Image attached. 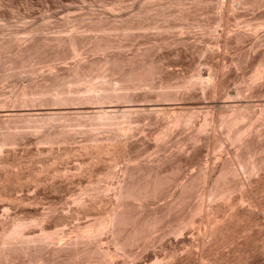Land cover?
<instances>
[{
	"label": "rangeland",
	"instance_id": "obj_1",
	"mask_svg": "<svg viewBox=\"0 0 264 264\" xmlns=\"http://www.w3.org/2000/svg\"><path fill=\"white\" fill-rule=\"evenodd\" d=\"M148 1L0 0V102L3 104V107H0V111L8 109L17 112L21 108L37 110L39 108L41 110L45 109L46 112L56 111L61 113L66 106H49V104L45 106L39 104L27 106L26 104L25 106L27 107H24L18 103V94L26 86L28 88L36 82L41 85H53L56 83L61 84L60 81H63L62 84L65 88L67 86V88L73 89V83H70L75 78H73L70 69L75 65H82L81 67L84 66L85 68L90 67L91 69H88L92 72L89 77H91L92 82H110L117 86V84H120L117 83L118 81L120 82L119 75L121 72L119 70L125 67L122 66L124 64L121 61L131 59H137V61L145 62V64L150 63L153 65L151 68L159 73H154V76L152 75L153 77L149 78L147 82L149 85L144 86L145 88L130 91L132 97H134L129 106L148 105L152 107L159 106V108H167L169 106L171 108L174 105L183 107L186 105L185 108H187L189 105L188 111L194 112L198 121L202 119L207 111H210L208 113L209 116H212L215 120L217 119L215 118L217 115L226 114L227 110L221 106H224L225 102L229 100L234 101L232 98H236L235 93H239L238 97L240 100L244 99L242 101L248 104L255 105L259 104L258 102H264V82H255V84H250L249 82L253 69L264 57V0H232L230 2L229 0H224V3L222 2L223 0H201L204 4L205 2L211 3L212 6L210 4L204 5L203 3L201 5L196 4L200 0H182L183 7H179V9L178 6H174L173 0H160V4L154 0L152 3L150 0V4L146 3ZM180 8L182 9L180 10ZM118 9L120 11L126 9L127 11L120 12ZM148 9L150 11L147 12L148 14L145 11L143 12V10ZM141 13H145L146 15ZM126 27H129L131 30ZM106 34L110 36L108 37L110 40H115L117 43L120 42L119 44L124 46V48L122 47L123 51L119 50V53L118 51H114L115 53L113 51L110 53L106 52V54L98 52L96 54V52H93L95 42L101 38H105V36L107 38ZM235 36L238 38H234ZM69 37H73L79 43L76 42V50H78L76 55H72L73 51L68 46L67 40ZM165 40L169 41V45L163 43ZM179 40H183L184 42H180ZM225 40L226 44L229 41L227 47H224ZM136 56L139 57L136 58ZM105 58H116L117 60L113 59L117 63H114L113 67L115 68L113 70H119H114L112 75L110 72V74L103 72L102 60ZM126 68L124 69L126 70ZM199 74H202L203 80L201 79V82L197 79ZM88 80L89 78H87ZM197 80L200 82L199 85ZM207 80H210V82H207ZM211 82L213 85L216 83L217 90L219 93H222L221 95L213 96L208 93L209 89L202 94L201 87L210 88ZM188 84H196V86L188 88L186 87ZM252 85H254V89H249ZM180 87L183 88L180 89ZM165 91L171 93L169 94ZM226 93H230L229 96L232 98L226 99L224 96ZM159 94H164L167 99L165 97L163 98L166 100H163L161 97L157 98ZM78 105L71 106L75 108L82 106ZM103 106L108 105L104 104ZM256 110L257 108H251L250 113L251 111L256 112ZM151 112H133L126 116V118L118 116L116 120H109L113 123L102 121L104 123H100L99 125L98 123H93L91 124L92 126L86 123L87 125L84 128L78 126V124L82 123V118H76L72 114V116L68 115L69 118L68 116L62 117L59 115L60 118L57 116L55 124L61 123L62 129L67 131V143L57 144L55 145L56 147L53 146L51 152L43 153L38 151L35 145V129L30 125L19 122L13 125V127L17 126V129L13 130L14 128H11L10 131H16L15 133L19 134L21 139L17 141L16 145L4 147L3 154H0V162L5 164L4 167L0 168V233L2 228H9L16 221L21 220L27 224L24 228L25 231L23 230L24 237L27 236L26 239L35 240L32 242L34 246L31 243L29 244V246H32L31 250L34 252L35 248L38 249L39 247L41 251L38 249L39 253L34 256L38 251L36 249V253L34 252L35 254H33L34 258L29 257L27 254L25 255V253H13L8 257V262L6 261L4 264H46L48 262H50L48 264H156L154 263L156 258L161 259H157L159 260L157 264H236L246 253H261L262 249H264V225L259 211L255 212L257 216L253 215L255 216L253 217L254 223L258 226H254L248 240L245 239L244 235L232 234V227H236L234 220L231 223L232 225H226L221 235L217 237L232 238L236 235L232 242H228L229 244L226 243L224 245L220 241L218 244H215L214 240L210 242L211 239L209 241L205 239L207 245L205 243L202 245L200 241L196 240L198 239L196 234L190 235L189 233L191 230L197 233L198 229L204 228L202 219L204 220L205 213L201 212V215H199L200 213L196 214L195 220L192 218L194 215L191 214L194 207L199 203L200 199H198V196L201 197L203 191L201 190L203 187L202 182H199L201 183V187H199V183L197 185L198 179L206 171L208 173L213 170L215 175L220 163L227 156L237 152L239 145L228 142L226 135H223L225 134L224 129L219 131L218 128L213 129L209 127L207 135L202 134L199 136L202 139L201 142H198L195 146H190L188 143L189 138L194 137V135L196 136L197 133V127H194L197 126L196 121L193 128L185 129V127H180L175 128L176 130L179 129L177 132L176 130H172V133L168 131L166 138L164 137L166 140L163 141V139L157 143L159 146V144L162 145L161 142H164L163 147H156L158 130L162 124L171 119L172 113L170 111ZM113 120H115V123ZM109 123L110 125H107ZM256 125L258 127L254 126L257 128L261 127L259 126L260 123L258 125L256 122ZM126 127H130L129 129L132 127L134 130L131 129L132 131L127 133ZM122 129L125 130L126 137L129 138H126V142L128 143L125 142V145L121 144V147V145L119 146L111 141L109 137L111 136L110 138H112L113 134L121 132ZM81 130H86L87 132H81ZM89 130H92L91 134ZM3 132L5 130L0 129L1 136ZM220 132H222L224 138H222ZM260 134L261 142L264 143L263 127L260 128ZM96 143L103 144L104 147L109 145L103 154L105 158L102 157L101 159H104L103 161H99L96 158L93 159V151L86 149L96 145ZM207 145L208 147H206ZM220 145L223 146L222 149H213V147ZM179 146L181 148H178ZM80 156H83L82 158L84 156L85 158L91 156L92 160L88 159L89 161L87 160L86 163L85 161L80 163L79 161L83 160H80ZM148 164H161L163 172L166 171L164 175L166 178L168 177V180H171L166 186L169 189L163 187L165 191L162 189L163 191L162 193L160 191L157 199L149 200L150 202H146V205L139 208V202H135L136 204L134 203L133 208L132 205L130 207V215L133 217L140 211L147 213L162 210L173 199L172 196L179 191V187L186 180L188 181L191 177L199 176L198 179L196 178L198 181L194 179L196 181L193 184L195 188H192L189 192V196L191 197L192 194L193 196L191 199L188 197L184 203V208H178L177 210L179 211L171 213V217L169 216V218L163 220L164 222H160L161 226L159 224L157 230L150 231L149 234L147 233L148 235L146 234L137 242L138 244L131 245L125 251L117 250V240L110 228L100 231L95 239L85 238V230L88 231L87 225H90L97 217L116 206L115 187L117 181L122 177L123 169L126 166L132 168L131 166H147ZM108 170H112L114 174L113 179L107 178L106 172ZM263 176L264 174H261V178ZM253 186V188H258L263 185L260 183L257 184V187L255 184ZM240 194V190H237L232 195H235L233 196L234 198H238ZM255 195V198L260 203H264V190H258ZM78 200H81L79 202L83 203V205H80L79 202L77 203ZM216 201L219 202L216 199L215 203L212 202V204L214 203L212 206L210 204L214 209L220 204L219 202V204L215 205ZM219 210L217 208L214 210L215 213L217 212L215 215H218L219 218L222 215L228 214L225 210ZM190 217L194 221L193 226L197 225V227L195 226L193 229L191 228L192 226L188 227L191 228L188 229L190 231L181 230V236L179 232L175 236H173L174 234H169L171 227L173 228L183 222H187L188 219H191ZM170 218H173V221ZM245 219L247 220L246 216L243 218L241 226L246 224ZM185 228L187 229V227ZM78 229L83 233H78ZM125 229L127 231V228ZM56 231L59 232L58 236H56ZM44 232L47 235H51L53 232L51 236H55V238H51L50 240L46 238L45 240L46 233L44 234ZM160 232L161 234L159 235ZM257 232H259V235H257ZM32 234L37 236L36 239L38 241H36ZM62 234L63 236H61ZM254 234L255 236H253ZM40 235L42 237L45 235L44 239ZM189 235L190 237L196 236L195 239L193 237L189 238L192 243L190 241H183ZM176 237L180 238L176 240ZM59 239L62 242L72 241V243L69 241L72 244H70L69 250L60 251L62 254L60 252L55 253L54 251L59 248L57 246ZM39 240L45 241L40 243ZM18 243L19 241H16V244L13 241L11 246H19L20 244ZM74 243H76L75 246ZM198 244L201 245V248ZM54 247L56 248L54 249ZM70 249L71 252H68ZM92 249L101 250L102 254L105 253L104 257L107 256L105 257L107 262L104 258L102 261L101 259L96 261V258L93 256H88L86 254L87 251ZM72 250L74 251L72 252ZM40 252L42 253L40 254ZM74 252L78 253L75 256L76 261L74 260L75 258L71 257ZM35 257L37 258L35 259ZM254 264H264V256L259 257Z\"/></svg>",
	"mask_w": 264,
	"mask_h": 264
},
{
	"label": "bare ground",
	"instance_id": "obj_2",
	"mask_svg": "<svg viewBox=\"0 0 264 264\" xmlns=\"http://www.w3.org/2000/svg\"><path fill=\"white\" fill-rule=\"evenodd\" d=\"M136 1L137 0H135V2ZM144 1H146V0H144ZM149 1L146 2V3L150 4V2L152 3L153 0H151L150 2ZM154 1L155 2L157 1L158 3L160 2V0H154ZM162 1H161V3H162ZM203 1H201V0L197 1L198 3H196V4H200L201 5L203 3ZM230 1H232V0H229V2ZM222 2L224 3V0ZM172 3L174 4V6H178V9H179V7H183L182 0H173ZM194 3H195V1H194ZM223 3H222V5H223ZM130 4L132 5V3H130ZM144 4H145V2H144ZM153 4H156V3H153ZM173 4H172V6H173ZM205 4L206 5L210 4L212 6V4L208 3V2H205ZM219 4H217V5H219ZM222 5H220V6H222ZM238 5H239V3H238ZM219 8L221 9V7H219ZM181 9L182 8H180V10ZM232 9H234V8H232ZM125 10L126 9H124V11ZM121 11H123V10H121ZM129 11H130V9H129ZM144 11H145V13L150 12L149 9L148 10H143V12ZM160 11H161V9H160ZM216 11H217V9H216ZM145 13L144 14L141 13V14L146 15ZM185 16H186V14H185ZM183 18H184V16H183ZM127 29L131 30L129 27ZM129 30H128V32H129ZM125 31H127V30H125ZM108 37H110V36L107 35V38H106V36H105V38H101L100 37L101 38L100 40L96 39L98 41L95 42L96 44H94L95 46H94L92 51L96 52V54H97V52L100 53V54L101 53L102 54L103 53L106 54V52L110 53L112 51L113 52L114 51H118V53H119L120 52L119 50L123 51L122 49L124 48V46H121V44H119L120 42L117 43L115 40H112V39L110 40ZM236 37L237 36H235L234 38H236ZM182 41H180V42H182ZM232 41H233V39H232ZM60 42H62V41H60ZM76 42L78 43V41L73 39V37H71V38L69 37L68 40H67L68 46L71 47L70 49H72V51H73L72 55L73 54L76 55V53L78 51V50H76V46H77ZM168 42L165 40V42H163V43L169 45ZM228 42H227V44H228ZM170 43H172V42H170ZM173 43H174V41H173ZM227 44H226V40H225L224 47H227ZM212 45H214V44H212ZM155 46H153V47H155ZM200 51H201V49H200ZM118 56H119V54H118ZM121 57H122V55H121ZM137 57H139V56H136V58ZM113 59L114 58H105V59L102 60L103 61V67H102L103 68L102 69L103 72H106V73L110 72L111 75H112V73H114L113 71L116 70V69L113 70V68H115L113 66L115 64H117V63H115V61H114L116 58L114 60ZM24 63L26 64V62H24ZM121 63L124 64L122 66H125L128 69L126 68V70H125L124 69L125 67H124L123 68L124 70L123 69L119 70L118 69L119 67L117 68L121 72V73L119 72L120 73V75H119L120 76V82L116 81L117 83H120L119 85L117 84V86L112 84V83H110V82H103V81L99 82V83L92 82L91 79H90L91 77H89L91 75V72H92L91 70L88 69L90 67L85 68L84 66L81 67L82 65H77L76 66L74 64L75 66L73 68L71 67L72 69H70V72L72 73L73 78H75L74 81L70 83V84L73 83V86H74V88L72 86L73 89L67 88V86H66L67 83L65 84V86H66V88H65L63 86V84H62L63 81H60L61 84L60 83H56V82H55L56 84H53L51 80L50 81H51V83L53 85L45 84L46 85L45 86L44 84L41 85L39 83L37 84V82H36V83H33L32 85H30L28 88L26 86L25 89H22L19 92L18 99H17L18 103H20V105L22 104L24 107H27L28 105L31 106V104H39V105H43V106L48 105V104H49V106L50 105L51 106L52 105L53 106L54 105H60L62 107L66 106V108H63L65 110V112L62 113V111H64V110H62L61 113L56 112V111H54V112L53 111L52 112L51 111L46 112L45 109L44 110H41L39 108H38V110L37 109H23L21 107H20L21 110H19V111L17 110V112H14V110L10 111L8 109L0 111V129H3V131L5 130V132H3V134H2V136L0 135L1 136L0 137V154L3 152L4 147L16 145L17 141L19 139H21V136L19 134L15 133L16 131L15 132H11L12 130L10 131L11 128L12 129L14 128L13 130L17 129L16 128L17 126L13 127V125L18 123V122L30 125L33 129H35V135H36V142H35L36 144L35 145L37 146V150L42 152V153L43 152H51L52 149H53V146H55L57 144H65V143H67V140H68L67 131L62 129L61 123L60 124H55V119H57L58 118L57 116H59V115H61L62 117L63 116L67 117L68 115L70 116L72 114V115L76 116V118H82L83 119L82 123L78 124V126L84 128V126H86L88 123L90 124V126H92L91 124H93V123H98V125H99L100 123H104L105 121L106 122L107 121L111 122L109 120H112V119L116 120L118 118V116L126 118V116H128L129 114H131L133 112H140V111L141 112L142 111L165 112V111H170L172 113L171 114L172 115L171 119L167 120V122H165V123L163 122L164 124H162L160 126V128L158 130V135H156V136H158V139H159V140L156 139L157 140V142L155 141L156 145H157L158 141L160 142L163 139H164L163 141L166 140L165 138L167 136V132L168 131H171V133H172L173 132L172 130H176L175 128H180V127H185V129L186 128L187 129L193 128V125L197 121L196 120V114L194 112L188 111V106L189 105L187 106V108H185L186 105H185V107L178 106V105H174V106L171 105L172 106L171 108L169 106L167 108H159V106H156V107L153 106L152 107V106H148V105L147 106L146 105L145 106H142V105H140V106L139 105L138 106H134V105L133 106L132 105L129 106V103H132V100H133V97H134V96L132 97V95H131V92H132L131 90L135 91L137 89L143 88L144 86H148L149 84L147 82H148L149 78H151L152 75L154 76V73L157 74L159 72H157L156 70H153L151 68V66H153V65H151L150 63L145 64V62L144 63L142 61L139 62V61H137V59H135V60L131 59V60H127V61L122 60ZM86 66H87V64H86ZM118 70H116V71H118ZM203 74H205V73H203ZM87 78H89L88 81H87ZM197 79L201 82L202 74H199ZM198 80H197V82H198V85H199L200 82ZM208 81L210 82V80H207V82ZM53 82H54V77H53ZM188 82H190V81H188ZM249 82H250V84H255V82H257V83H259V82L263 83L264 82V57L261 59L260 63L253 69L252 75L250 77V81ZM196 84H188L186 87L193 88V87L196 86ZM68 86H71V85H68ZM252 86L251 87L248 86L249 89H252V88L254 89V85H252ZM183 87H185V86H183ZM209 87L210 88L201 87L202 94H204L205 91H207L208 89H209L208 93L213 95V96L218 95V94H220V95L222 94L221 92L220 93L218 92L216 83L214 85H213V83L210 84ZM218 87H219V85H218ZM182 88L180 87V89H182ZM257 90H258V88H257ZM178 92H179V90H178ZM190 92H189V94H190ZM252 92H254V91H252ZM166 93H169V92H166ZM176 93H177V91H176ZM164 94L157 95V98L161 97L163 100H166L167 98H166V96ZM183 94H185V93H183ZM229 95H230V93L229 94L226 93L224 96L226 97V99L232 98ZM235 95H236V98H232V100H234V101H231V100H229L227 102L221 101V102H225L224 106H221V107L225 108L227 110V112L224 115L223 114L217 115V117H215V118H217L216 120L213 119L212 116H209L208 113H210V111L209 112L208 111L205 112V114L202 117V119L197 121V123H196L197 126H194V127H197L196 128V132H197L196 136L194 135V137H190L189 140H188V143H189L190 146L191 145L195 146L198 142H201V140H202V139H200L201 137L199 138V136H201L202 134H206L208 132L207 130L209 129V127H211L213 129L218 128L219 131L221 129H224L225 130V134H223V135L224 136L226 135V139L228 140V142H232L230 144L237 143V145H239V148H238L237 152L227 156L223 161L220 159V161H222V162L220 163L218 171H217V173L215 175L213 173V170H211V171L208 170L209 172L206 173L207 172L206 171L205 172L206 174L204 173L201 176L200 179H198L199 176H196L194 178L190 176L191 178H189L188 181L186 180L185 183H183L182 185L180 184L181 186L179 187L180 188L179 191L177 193H175L174 196H172L173 199L171 201H169V203L167 205L165 204L166 206L164 208H162V210H160V211H158V210L157 211H151V212H147V213H143V211L142 212L138 211L139 213L135 214L132 217L130 215V209H131L130 207H131V205H132V208H133L134 203L135 202H139L140 203V204L138 203V205H139L138 208H139L140 206L146 205V202H148L149 200L157 199V196H159L160 191L162 193V191L164 190L163 187L168 188L166 186L170 183L171 180H168V177L166 178V176L164 175V173L166 171L163 172L164 170L162 169L163 167L161 166L162 163L160 165H157V164L156 165H151V164L149 165L148 164L147 166L146 165L145 166H143V165L142 166L141 165L140 166L139 165L136 166L135 165V167L131 166L132 168L126 166L123 169L121 179L118 180V181L115 179L117 181L116 187H115L116 193L114 192L115 193L114 196H116L115 199L117 200V204H115L116 206H114V208L112 210H110L108 212L106 211L104 214H102L101 216L97 217V219L93 223H91V224L89 223L90 225H87L88 231L85 230L86 231L85 232L86 236L84 235V237L87 238V239H89V238L95 239L100 231H105L106 228H110L112 230L113 234L115 235L116 240H117V244H116L117 247H118L117 250L125 251L128 247H130L131 245H133V244L137 243L138 241H140L147 233L149 234L150 231L153 232L154 230H157L158 229L157 226L160 224V222L163 221L166 218H169L171 213H173L175 211H179L177 209L178 208H182L184 206V203L186 202L188 197L190 199L192 198L193 194L190 197L189 196V192L192 190V188H195L193 184H194V182L196 183V181H198V180L199 181L197 182V185L201 181L202 182V186H203L201 190H203V191H202V193L200 192L201 193V197L198 196L199 197L198 199H200L199 200L200 204L198 203L199 205L197 204V206L194 207V209L192 210L191 214L194 215V217H195L196 214H198V213H200L199 215H201V212L205 213L204 220L202 219V223L204 225V228L201 229V230L196 228V229H198L197 233H194L193 230H191V231L188 230V229H191V228L193 229V227H195V226L197 227V225L193 226L194 221L192 220V218L195 220L197 216L194 218V217H192L190 215L192 218L190 217L191 219L190 220L188 219L189 221L187 220V222H183V220H182L183 223H181L180 225L174 226L173 228L171 227L170 231L167 229L169 231V234L171 233V234H174L173 236H175L176 233L182 232L181 230H183V231L184 230H188V231H190L189 232L190 235L191 234L192 235H195V234L197 235L198 239H196V240L200 241V243L202 245L204 243L207 245V243L205 242V239H208V241L211 239L210 242H212V240H214L215 244H218L219 241H220L222 244L225 245L228 242H232V240L234 239V237L236 235H244L245 239H247V240L249 239L252 229L254 228V226H256V224L254 223L255 222L254 218H253V217H255L253 215H256L255 212L259 211V215H262L261 218L263 219L262 223L264 225V203H260L255 198V196H256L255 194L258 192V190H264V178H263L264 176L262 177L263 179L261 178V174H264V143L261 142V134H260V128L263 127V129H264V122H263L264 121V102H258L259 104L252 105V104H248L245 101H242L244 99L240 100V98L238 97L239 93H235ZM261 95H262V93H261ZM163 97H165L166 99H164ZM159 100H161V99H159ZM26 104H27V106H25ZM75 104H79V105H82V106H80L79 108L72 107L73 105L75 106ZM104 104H107L108 106H103ZM0 107H3V104L1 102H0ZM193 107H195V106H193ZM251 108H257L256 112L255 111H251V113H250V109ZM157 114H159V113H157ZM69 116H68V118H69ZM197 117H198V114H197ZM59 118H60V116H59ZM75 120H79V119H75ZM115 120H113L114 123H115ZM102 121H104V122H102ZM256 122L258 123V125L260 123L259 126H261V127L257 128L258 126L256 125ZM111 123H113V122H111ZM128 124H131V123H128ZM244 124H246V125H244ZM107 125H110V123L107 124ZM254 125L257 126V127H255ZM129 128L126 127V129L128 130V131L126 130L127 133L129 131H132L131 129H133L132 127H131V129H129ZM124 129H122L121 132L119 131L116 134H113L112 138H110L111 137L110 136L109 139H111V141H113L115 144H117L119 146L121 144L125 145L126 138H129V137H126L127 134H126ZM177 130H179V129H177ZM177 130H176V132H177ZM180 130H182V129H180ZM91 131H90V134H91ZM81 132H87V131L86 130L85 131L81 130ZM220 135L222 136V132H220ZM88 137H90V136H88ZM222 138H224V137L222 136ZM226 139H224V140H226ZM208 140H206V141H208ZM206 141H204V142H206ZM94 142H95V140H94ZM126 143H128V142H126ZM161 143H162V145H164L163 144L164 142H161ZM208 143L210 144L209 141H208ZM117 145H115V146H117ZM122 145H121V147H122ZM160 145L161 144H159V146L157 145L156 147H163L162 145L161 146ZM108 146H106V147H108ZM55 147H54V149H55ZM106 147H104L103 144L96 143V145H94V146H92L90 148H86V149L92 150L93 151V155H94V156H92L93 159L96 158V159H98L100 161L102 159V157L105 158L103 156V154L106 151ZM206 147H208V145ZM222 147H223L222 145L217 146V147L215 146V147H213V149L214 150H215V148L222 149ZM114 148H116V147H114ZM178 148H181V146H179ZM192 148H195V147H192ZM120 150H121V148H120ZM80 157H81L80 160L83 159V160L79 161V158H78V161L80 163L84 162V161L86 163L88 159H91V156L90 157L87 156V158H85V156H84V158H82L83 156H80ZM115 159L117 160L116 156H115ZM115 159H113V160L116 161ZM172 159H174V158H172ZM103 160H101V161H103ZM2 166L4 167L5 164L3 162H0V168ZM9 173H11V172H9ZM115 174H116V172H115ZM106 176L109 179H113L114 174H113L112 170L111 171L108 170L106 172ZM196 178L198 180H196ZM194 179L196 181H194ZM171 183H173V182H171ZM260 183L263 185L262 187L259 186L260 188L259 187L258 188H253L254 187L253 184H255L256 187H257V184H260ZM200 184L201 183H199V185ZM199 187H201V185ZM237 190L238 191L240 190L241 194L239 195L238 198H234L233 196H235V195H232V194H233V192H235ZM167 193H168V190H167ZM216 199H218L219 202H220V204H219V202L216 201L215 205L219 204L216 207L217 210L220 209V210H223V211L225 210V212H228V214L222 215L221 218H219L218 215H215L217 213V212L216 213L214 212V210L216 208L214 209L213 207H211L215 203ZM81 200H78L77 203L79 201L81 202ZM80 202H79V204L83 205V203H80ZM212 202H214V203L212 204ZM210 204H211V206H210ZM141 208H143V207H141ZM82 210H84V209H82ZM143 210H145V209H143ZM222 213H224V212H222ZM175 216H176V214H175ZM202 216H203V214H202ZM245 216L247 217V220L245 219L246 220V222H245L246 224L244 226H241L240 224L243 221V218ZM170 219H171V221H173L172 220L173 218H170ZM233 220L235 221L236 227H232L231 226L232 230H233L232 234L235 233L236 235L235 236L232 235L233 236L232 238H227V237L217 238L219 235H221V232L223 231V229H225V226L231 224ZM202 223H201V225H202ZM26 225H27L26 223H24V222H22L20 220V221H16L11 227L8 226L9 228H2L1 229V233H0V264H4V262H6L8 260V257H10L13 253H15V254L16 253H21V254L25 253V255L27 254V255H29V257L34 258L33 254H35L38 249L40 250L39 247H38V249L35 248V251H34L35 253L31 250L32 246L31 245L29 246V244L31 243L33 245L34 243H32V242L35 241V240L34 239L32 240L30 238H29L30 240L26 239L27 238L26 235H25L26 237H24L23 232L25 231L24 228L26 227ZM160 226H161V224H160ZM169 226H172V225H169ZM185 227H187V229ZM188 227H191V228H188ZM125 228H127V231H126ZM80 231L78 229V233ZM259 232H257V235H259L258 234ZM45 233L46 232H44V234ZM52 233H51V235H52ZM56 233H57L56 236H58L59 232L56 231ZM82 233L83 232H80V234H82ZM48 234H50V233H48ZM160 234H161V232L159 233V235ZM51 235H47V233H46V237H45V235L43 237H45V240H46V238H48L47 240H50L51 238H55V236H51ZM76 235L78 236V234H76ZM177 235L179 236V234H177ZM190 235L188 237L187 236L185 237V239L187 238L186 240H183L184 238L182 237L183 238L182 240L183 241H190L191 237H193V236L190 237ZM61 236H63V234ZM180 236H181V233H180ZM253 236H255V234ZM30 237H31V235H30ZM34 237L36 239L37 236H34ZM41 237H39V238H41ZM81 237L83 238V236H81ZM157 237H159V236H157ZM31 238H33V237H31ZM177 238H180V237H176L175 239L177 240ZM193 238L195 239L196 236L193 237ZM68 239H70V238H68ZM153 239H154V237H153ZM45 240H39V242L41 243L42 241H45ZM75 240H76V238H75ZM13 241H15V244H16V241L17 242L19 241L18 244H20L21 246L20 245L19 246L16 245L14 247H13V245L11 246V244H13ZM36 241H38V240L36 239ZM69 241L72 243L71 240H69ZM69 241L62 242V240L60 241V239H59V242L57 241V243H58L57 246L59 248L54 250L55 253L60 252V251L62 252V250H66V249L69 250V248H70L69 246L71 244ZM79 241H81V240H79ZM53 242H55V241H53ZM214 243H213V245H214ZM235 243H236V241H235ZM75 244L76 243H74V246H75ZM98 244H100V243H98ZM150 244L152 245V243H150ZM198 245H200V244H198ZM93 246H95V245H93ZM56 247H54V249ZM149 247H150V245H149ZM200 248H201V245H200ZM73 249H75V248H73ZM39 250L37 251V253L34 256H36L39 253ZM195 250H196V248H195ZM73 251L74 250H72V252ZM68 252H71V249ZM41 253L42 252H40V254ZM53 254H54V252H53ZM77 254L78 253L74 252L72 254L73 256H71V257L75 258V256H77ZM80 254H83V253H80ZM86 254L88 256H93L94 258H96L95 259L96 261H99L100 259L102 261L103 258L106 261L105 257H107V256L104 257L105 253L102 254L101 250H98V249L88 250ZM15 256H17V255H15ZM262 256H264V249H262L261 253L260 252L259 253L258 252L246 253V255H244L243 258L239 259L236 262V264H254L258 260V258L262 257ZM25 257H27V256H25ZM32 258H30V259L32 260ZM36 258L37 257H35V259ZM157 259L161 260L160 258H156L155 260L153 259L154 263H156V264H157V261H159ZM74 260L76 261V258ZM142 261H140V262H142ZM108 262H110V261H108ZM163 262H166V261H163ZM48 263H50V262H48ZM48 263H46V264H48ZM70 263H71V261H70ZM160 263H161V261H160Z\"/></svg>",
	"mask_w": 264,
	"mask_h": 264
}]
</instances>
